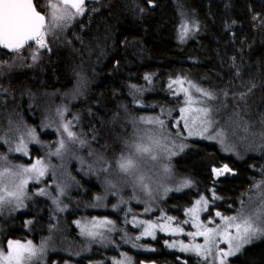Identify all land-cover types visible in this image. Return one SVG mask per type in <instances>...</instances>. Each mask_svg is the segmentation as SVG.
<instances>
[{"label": "trees", "instance_id": "trees-1", "mask_svg": "<svg viewBox=\"0 0 264 264\" xmlns=\"http://www.w3.org/2000/svg\"><path fill=\"white\" fill-rule=\"evenodd\" d=\"M35 2L44 12V0ZM91 7V16L87 13L80 19L74 15L61 30L55 29L54 34L51 33L47 38L50 51L37 49L33 43L15 53L0 49L2 133L8 134L11 142L29 138L34 143L29 134L32 130H35L37 140L41 132L49 135L57 120L63 125L68 122L74 134L92 140L110 158L118 149L113 143L125 140L133 132L128 115L137 119L140 111H145L149 115L146 118H157L168 105L174 106L168 100L173 91L169 88V79H192L204 91L216 90V93L210 91L212 99L225 106L224 117H230L236 127L252 129L253 138H249V143L256 145L257 139L261 145L256 151H247L241 158H234L220 153L212 143L194 141L175 160L176 168L194 176L197 191L208 197L211 190L218 197L217 202L208 199L207 215L213 214L214 207L227 213L235 208L239 198L250 195L259 187L263 190L264 0H152L151 4L149 0H100L93 1ZM183 18L193 20L196 28L193 36L182 42L178 38V23ZM34 54L38 55L35 62L32 60ZM145 75H149V79H145ZM139 103L144 107H139ZM61 111L63 116L59 114ZM176 114H168L165 118ZM13 123L22 126L20 134H14ZM29 149L32 157H36L38 146L32 144ZM2 151L5 148L0 138V153ZM8 163L11 164L9 167L24 164L17 155L11 154ZM225 165L231 171L215 176L213 168ZM81 171L69 172L70 178H63L68 191L57 201L62 210H73V215L81 210L83 214H92L91 218H83L85 225L79 222L78 230L82 227L95 229L103 236L99 241H93L92 236L82 231L80 238L70 231L69 237L81 241L78 249L91 242L105 244L106 234L110 240L120 239L122 231L129 230L121 218L114 221L109 218L111 224L92 228L100 219H95L93 210H89L93 203L87 197L101 192L100 189L97 191L101 177L96 169L85 168L84 164ZM83 173L90 175H81ZM70 179L77 181V185L69 184ZM76 187L85 190L83 201L78 199ZM194 191L190 187L181 194H173L168 205L162 206L165 210L174 208L179 212L180 207L189 203ZM53 192L52 189L38 195L37 199L31 197L28 203L26 200L23 215L34 217L36 232L54 219L52 215L63 212L53 208ZM256 196L264 206L258 189ZM225 204L230 208L224 207ZM105 211L117 217L122 213L121 209ZM47 214H50L49 221ZM95 214L101 215L98 211ZM153 221L159 224L163 218ZM13 226L9 236L19 237L22 224L17 223V218L13 219ZM129 231L131 237L134 230ZM160 241L159 236L149 242L160 247ZM172 241L178 242L173 233L167 247L162 246L163 249L151 256L141 255L140 260L150 257L157 263H176L175 253L164 252L174 250ZM181 245L178 242L176 250ZM110 247L94 249L100 250L98 255H102ZM186 260L190 258L186 257ZM232 264H264V240L248 247Z\"/></svg>", "mask_w": 264, "mask_h": 264}, {"label": "rangeland", "instance_id": "rangeland-1", "mask_svg": "<svg viewBox=\"0 0 264 264\" xmlns=\"http://www.w3.org/2000/svg\"><path fill=\"white\" fill-rule=\"evenodd\" d=\"M49 2L56 3L57 0H44V8ZM92 2L91 0L86 1L84 13L82 15H77L80 19L82 17L84 18L87 13L91 16L93 12L91 7ZM45 11L48 13L47 23L50 24L51 9L45 8ZM73 16L74 14L70 19L62 22L63 26L57 29L61 30L66 23L73 20ZM182 24H187L188 26V33L183 39V41H185L193 36L196 24L189 18L181 19L178 23L179 39ZM54 30L55 29H50L48 27L45 28V32L47 33L45 37L46 40L52 35L51 33ZM31 43L32 42H30V44ZM92 49L94 50V47ZM145 77L149 78V75H145ZM174 78L175 79H169L171 81H169L168 85L172 84V81L177 79L184 81V83L182 86L172 84L173 91L170 90L171 93H169L168 100L172 102L174 106L168 105L167 108H165L166 111H162L161 115L157 117L164 121V126L161 127L159 124H147L141 120V117L145 118V120L149 119L146 118L149 115L148 112L145 111H140L141 114L137 119L128 115L133 132L128 135L125 140L113 143L118 146V149L116 154L112 155L110 158L106 157V154H103L101 148L92 140L83 137L81 134L77 135L75 133L76 139L69 140L67 133L64 132L63 124L59 120L53 125L54 129L51 130L49 135H47L46 132H41L34 143H32V140L29 138L22 141L16 139L15 142H11L9 135L2 133L4 130V121L0 118V138L5 148V151L0 153V167H2L0 168V197L4 198V200L0 202V249L6 248L7 241L10 239L19 240L23 244L31 241L37 249H43L41 252H38V258L33 261V264H86L87 262H89V264H99L100 258L95 260V262L89 261L86 258L90 253L94 255L100 253V250L96 251L94 248L115 246L118 253H120L121 251H125V247H128L134 251L133 254L140 252L139 254L143 256H151L158 250L169 245L170 235L173 233L176 235V238L178 237V242L180 241L184 243V245L179 244L181 246L176 250L178 242L172 241L171 248L174 250L164 252L175 253L173 259L177 260L176 264H202L204 262L208 264L209 261H211L212 264H219V256L217 255L218 249L227 250L228 248L227 243H225L227 239L224 235L225 230L227 229V231L235 235V229L232 224H229L223 218L233 216L240 217L242 215L247 217L256 213L263 206L262 202L257 199V189L260 192L259 198L262 199H264V189L260 190L259 187L253 190L250 195L239 198L235 208L230 209L227 213H223L219 207H214L213 215L204 216V212L207 211L209 205L208 199L211 198L213 201L217 202L218 197H215L211 190H209L208 197H206L204 193L197 191L194 176L180 172L176 168L175 160L182 156L183 152L189 149L191 143L194 141L212 143L220 153L233 156L234 158H241L247 151H256L260 147L261 141L256 139V142L258 141L256 145L253 142L249 143V138H253L250 134L252 129L234 126L230 117H224L226 109L223 104L213 99L208 100L207 97L201 95L195 88L191 87V85H195L199 88V85L194 80H186L179 77ZM181 87L187 88L193 100L197 102L193 103L191 106L187 105L185 103L187 98L184 92L181 91ZM210 91L216 93V90L211 89ZM210 91L206 90V92L212 94ZM174 99H176V102ZM139 107L143 108L144 104L139 103ZM189 107L192 109L191 111H186L184 113L180 111L181 108ZM203 107L210 109V127L208 124L201 123V120L204 119L203 113L195 111V109ZM174 112H177L174 117L165 118L168 114ZM185 118H187V123ZM14 122L17 123V120ZM65 124L70 125L68 122H65ZM206 127L208 131H205ZM12 130L14 134L18 135L23 131V128L13 123ZM78 132L81 133L80 130H78ZM217 133L221 134L217 135ZM50 137L52 138L48 141ZM151 139L158 140L159 144L151 143ZM61 141H63L65 145L63 148H60ZM81 141L84 143H81ZM138 142H143L150 146L152 154L156 155L157 159L152 161L147 158L137 157L136 169L131 176H126L118 171L117 161L125 152L124 156L130 155V149L126 145H135ZM21 144L26 146L27 155L23 152L16 151V148ZM32 144L38 146L37 152L35 153L37 155L36 157H32V153L29 149ZM57 149H59V154H57ZM112 153L113 152H111V154ZM9 154L17 155L18 160L24 164L15 166L12 164V166L9 167L8 165H11L8 163ZM38 160L42 162V166L45 169V174L40 177L39 180H37L33 174L23 171L24 168H29L33 164H36ZM83 164L85 168L96 169L101 177V180L97 183V188H99L101 192L93 193L91 197V202L93 204L90 206L89 210H93L95 219L109 221L110 217L100 210L114 209L117 211L121 209L122 213L120 214V218L121 221H124L125 228L134 230L131 237L130 231L128 230L127 232L122 231L120 239L116 238L110 240L108 234H106L105 244L102 242H100V244L91 242L83 249H76L75 242L68 240L63 248L59 242L55 243V239L51 234V222L41 226L40 232L43 231L45 233L43 235L40 234L39 231L36 232L35 227H37V224L34 223L33 216V218L30 216L24 217L23 214L26 212V200L28 203L31 197H35L36 199L39 198L38 193L41 190H43L45 194L53 189L52 206L55 209H60L59 205H61V203L59 204L57 198L64 197L68 191V184L64 183L63 178H70L69 172L85 171H81ZM5 169L8 170L7 174H4ZM105 169L108 170L105 171ZM81 175L90 174L83 173ZM139 176L144 177L142 182L138 181L137 178ZM25 179L28 182L21 192L19 186L21 181ZM185 182H188L187 185ZM69 184L77 185V181L70 179ZM145 185H147V187H145ZM190 187H193L195 191L187 205L180 207L179 212H176L174 208L165 210L162 205L167 204L171 195L181 194V192L186 191L187 188ZM76 188L79 194L78 199L84 200L85 190H83V187ZM32 190L35 192L30 193ZM8 193H15V196H9ZM27 194H29V196ZM201 197L205 198L207 204L205 205L201 202L198 206L201 209L198 219H194L192 214L189 213V209L197 206L196 202L200 200ZM109 201H111V203H109ZM224 207L230 208L228 204H225ZM96 211L101 212V215H96ZM217 212L221 215L217 216ZM19 213L22 214L17 215ZM91 215L92 214H83L81 210L79 214L80 223L85 225V220L83 218H91ZM214 215L217 216V221ZM46 217L47 221H49L50 214H47ZM168 217H172L173 219L169 220ZM16 218L17 223L22 224V232L19 233V237H12L9 236V233L14 229L13 219ZM159 218H163V221L159 224H155L153 220H158ZM74 219L75 218H73V220ZM141 220L151 221L140 223ZM210 220H212L213 223L209 224L208 222ZM28 221H31V223H28ZM169 222L175 226L176 229L173 230ZM236 222H239V220ZM258 223L260 226L264 227V220L258 221ZM149 224L156 226L151 230L152 235L145 234V228H147ZM194 225H200L202 227L198 228ZM161 226H163V230ZM204 228L218 229L215 237L222 236L221 243L223 245H216L215 242L206 243L203 236L197 235L193 237L189 235L190 233L202 231ZM159 236L161 240L160 247L149 242H154ZM137 237L140 238L137 239ZM263 240L264 237L254 239L252 243L245 245L236 255L228 257L226 264H232L233 260L243 256L248 247ZM233 243H235V241H233ZM195 245L202 246L201 255L199 256L192 250ZM185 246L188 250H185ZM208 249H211L210 253ZM56 250L62 252L63 256L57 259L51 257L52 253ZM105 256L107 257V255ZM186 257L190 258V260L187 261ZM136 261L137 258L127 253L124 260L121 256L115 257L112 260V264H137ZM150 261L151 259H142L140 260V264H146ZM163 263H165V261L160 262V264Z\"/></svg>", "mask_w": 264, "mask_h": 264}, {"label": "snow or ice", "instance_id": "snow-or-ice-1", "mask_svg": "<svg viewBox=\"0 0 264 264\" xmlns=\"http://www.w3.org/2000/svg\"><path fill=\"white\" fill-rule=\"evenodd\" d=\"M152 3V0H149V4ZM85 0H57L56 3H47L45 5L46 9H51V23L48 24V13L47 11L42 12L35 2V0H0V47L4 49H8L12 52H19L24 49L26 46H31L29 42H34L37 46V49H50L48 48V42L46 40L47 33L45 32V28L48 27L50 29H57L63 26L62 22H65L67 19H70L72 15H82L84 13ZM74 10V13H73ZM143 11V9H142ZM188 33L187 24H182L180 28V39L183 41L184 37ZM54 34V32L52 33ZM38 59V55L34 54L32 56V60L35 62ZM145 79H149L145 77ZM184 81L177 79L172 81V84L183 85ZM172 84L169 85V88L172 87ZM192 88H195L197 92L201 93V95L207 97L208 99H212L211 93H208L195 85H191ZM181 91L184 92L186 96L185 103L191 106L193 103L197 101L193 100V97L189 94V90L187 88L181 87ZM189 108H181L180 111L182 113L186 111H191ZM195 111L199 113H203L204 119L201 120V123L208 124L211 126V120L209 118L210 109L207 107L195 109ZM61 116H63V112H59ZM147 124H159L161 127L164 126V121L159 118L156 119H147L141 117ZM187 123V118H185ZM64 132L67 133L69 140H75V134L70 130L69 125H63ZM205 131H208V128H205ZM32 136V139L35 141V130H32L29 133ZM191 134V132H190ZM221 133H217L220 135ZM81 143H84L81 141ZM151 143L159 144L158 140L151 139ZM64 142H60V148H63ZM130 149V155L124 156L121 155L120 159L117 161L118 171L120 173L125 174L126 176H131L134 170L137 167V157H143L155 161L157 159L156 155L152 154L151 147L144 144L143 142H138L135 145H126ZM17 152H23L27 155L26 146L21 144L16 148ZM57 154H59V149H57ZM108 169H105L107 171ZM167 170V169H166ZM23 171L25 173H31L33 176L39 180L45 174V169L42 166L41 161H37L36 164H33L29 168H24ZM213 173L215 176L219 177L224 175L225 173L230 172L231 170L227 165L222 168H213ZM8 170L5 169V173L7 174ZM138 181L142 182L144 177L139 176ZM27 180H22L19 186L20 191H23L24 186L27 184ZM186 185L188 182H185ZM147 187V185H145ZM39 195H43V190H41ZM9 196H15V193H8ZM18 198V197H17ZM4 200L3 197H0V202ZM201 202L205 205L207 201L204 197H201L200 200L196 202L197 206L189 209V213L192 214L194 219H198L199 212L201 209L198 207ZM217 216L221 214L219 212L216 213ZM254 217V218H253ZM169 220L173 219L172 217H168ZM225 221L235 229V235L231 234V232L225 230L224 235L227 237L225 243H227V250L218 249L217 255L219 256V264H226L227 258L236 255L245 245L252 243L254 239H258L260 237H264V227L260 226L258 221L264 220V206L261 207L256 213L249 215L247 217H224ZM239 220V222H236ZM31 223V221H28ZM111 221H99L92 225V228L102 227L105 224H111ZM209 224L213 223L212 220L208 222ZM198 228L202 227L200 225H194ZM156 226L149 224L147 228H145V234L152 235V229ZM163 230V226H161ZM82 233H86L89 236H95L99 233L92 231V229H85L82 227ZM218 229L212 228H204L202 231H197L196 233H190L193 237L199 235L205 238L206 243H214V237ZM140 237H137L139 239ZM235 241V243H233ZM201 245H195L194 250L196 254L201 255ZM43 249H37L31 241L26 244L21 243L19 240H8L7 246L4 249H0V264H33V261L38 258V252H41ZM185 250H188L185 246ZM208 252H211V249H208Z\"/></svg>", "mask_w": 264, "mask_h": 264}, {"label": "flooded vegetation", "instance_id": "flooded-vegetation-1", "mask_svg": "<svg viewBox=\"0 0 264 264\" xmlns=\"http://www.w3.org/2000/svg\"><path fill=\"white\" fill-rule=\"evenodd\" d=\"M97 191H99V188H97ZM88 198H91V197H88ZM83 201V200H82ZM60 210H62L60 208ZM63 212L61 213H56L55 215H52V217L54 219H52L51 223H52V228H51V234L52 236L54 237L55 239V243L59 242L61 245L65 242V241H73L71 240V238L69 237V232L70 231H73L74 235L77 236V238H80L82 237V233H81V230H78L79 228V222H80V219H79V214L80 213H76V215H73V210L69 209V210H62ZM101 212L105 213L106 215H110V211H105L103 209L100 210ZM99 212V213H101ZM106 212H109L110 214H107ZM51 214H52V211H51ZM112 216H109L110 219L112 221H114L115 218L119 219L120 217H117L113 214H111ZM73 218H75L73 220ZM225 227V226H224ZM95 232L99 233L98 235H95V236H92V238H90L91 240H98L99 238H101L103 235L98 232L97 230L94 229ZM40 234H45L43 231L40 232ZM221 238L222 236H216L214 241H215V244L216 245H223L221 243ZM62 240V241H60ZM99 241V240H98ZM75 242V248L78 249L81 245V241H74ZM179 244H182V242L179 241ZM130 247V246H129ZM222 247V246H220ZM125 251H121L120 253H118V251L116 250V247L115 246H111L109 250H107L106 252H104L102 255H94L92 253L88 254V256L86 257L89 261H92V262H95V260H97L98 258H100V261H99V264H112V260L115 258V257H122L123 260L124 258L126 257V254L127 253H130L132 254V256H134V258H137V261L136 263L140 264V258H141V254H139L140 252H138L137 254H133V250L131 248H128V247H125L124 248ZM107 255V257L105 256ZM60 256H63V253L62 252H59V251H55L52 253L51 257L53 258H59ZM139 259V260H138ZM148 259H151V261L149 263H146V264H160V263H157V261H155L153 258H147ZM175 262V260H174ZM86 264H89V262H87ZM163 264H166V263H163ZM169 264H176V263H169ZM209 264H212L211 261H209Z\"/></svg>", "mask_w": 264, "mask_h": 264}, {"label": "water", "instance_id": "water-1", "mask_svg": "<svg viewBox=\"0 0 264 264\" xmlns=\"http://www.w3.org/2000/svg\"><path fill=\"white\" fill-rule=\"evenodd\" d=\"M86 1H89V0H85V2ZM91 1H100V0H91ZM30 43V42H29ZM0 49H2V50H5V51H8V52H12V51H10V50H8V49H4V48H2V47H0Z\"/></svg>", "mask_w": 264, "mask_h": 264}]
</instances>
